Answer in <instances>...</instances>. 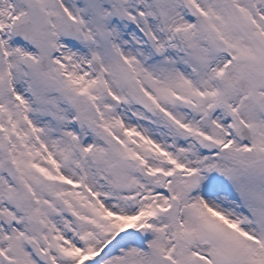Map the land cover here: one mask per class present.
Here are the masks:
<instances>
[{
	"label": "snow or ice",
	"instance_id": "1",
	"mask_svg": "<svg viewBox=\"0 0 264 264\" xmlns=\"http://www.w3.org/2000/svg\"><path fill=\"white\" fill-rule=\"evenodd\" d=\"M0 264H264V0H0Z\"/></svg>",
	"mask_w": 264,
	"mask_h": 264
}]
</instances>
